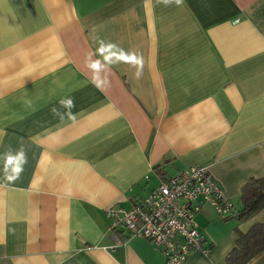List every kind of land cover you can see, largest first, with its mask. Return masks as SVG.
Listing matches in <instances>:
<instances>
[{
	"label": "crops",
	"instance_id": "1",
	"mask_svg": "<svg viewBox=\"0 0 264 264\" xmlns=\"http://www.w3.org/2000/svg\"><path fill=\"white\" fill-rule=\"evenodd\" d=\"M102 44L140 55L141 76L104 63ZM192 165L234 213L264 179V0H0V264H166L106 210ZM195 222L209 252L183 264H224L264 211L222 220L204 205Z\"/></svg>",
	"mask_w": 264,
	"mask_h": 264
},
{
	"label": "built area",
	"instance_id": "2",
	"mask_svg": "<svg viewBox=\"0 0 264 264\" xmlns=\"http://www.w3.org/2000/svg\"><path fill=\"white\" fill-rule=\"evenodd\" d=\"M204 205L225 220L233 205L205 167L192 165L173 177L163 178L148 196L129 210H106L110 230H125L142 237L165 259L166 264H183L190 254H207L204 238L195 222Z\"/></svg>",
	"mask_w": 264,
	"mask_h": 264
},
{
	"label": "trees",
	"instance_id": "3",
	"mask_svg": "<svg viewBox=\"0 0 264 264\" xmlns=\"http://www.w3.org/2000/svg\"><path fill=\"white\" fill-rule=\"evenodd\" d=\"M242 209L233 210L229 218L244 221L255 213L264 211V179L253 180L242 190ZM264 252V223H256L242 232L238 230L233 248L225 257L224 264H248L253 258Z\"/></svg>",
	"mask_w": 264,
	"mask_h": 264
},
{
	"label": "clouds",
	"instance_id": "4",
	"mask_svg": "<svg viewBox=\"0 0 264 264\" xmlns=\"http://www.w3.org/2000/svg\"><path fill=\"white\" fill-rule=\"evenodd\" d=\"M165 6L173 3V0H160ZM174 2L179 5L182 3V0H174ZM114 49V50H113ZM110 51L109 55L104 56V63L111 65L119 62H124L131 64L136 67L137 71L135 72V77L139 78L142 74L143 69V58L135 52H126L122 48H119L116 44H108L107 46H102L98 49L100 54ZM102 63L100 60L92 61L88 64V67L93 70L94 73L99 72L102 68ZM99 87V85H97ZM60 104L67 109V116L71 120H75V116L72 114L71 109L75 106L74 101L71 98L62 99ZM53 112L57 115L59 113L56 109H53ZM61 118H63L61 116ZM27 163V157L23 150L18 151L15 155H7L6 165H12L11 175H7L6 179L10 182L15 181L19 178L21 172L23 171V165Z\"/></svg>",
	"mask_w": 264,
	"mask_h": 264
},
{
	"label": "rangeland",
	"instance_id": "5",
	"mask_svg": "<svg viewBox=\"0 0 264 264\" xmlns=\"http://www.w3.org/2000/svg\"><path fill=\"white\" fill-rule=\"evenodd\" d=\"M219 217V216H218ZM220 218V217H219ZM240 231H242V230H240Z\"/></svg>",
	"mask_w": 264,
	"mask_h": 264
}]
</instances>
